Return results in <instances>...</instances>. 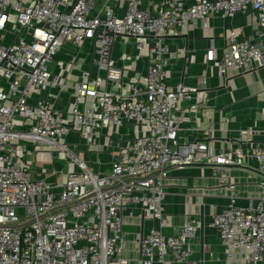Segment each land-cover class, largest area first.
Masks as SVG:
<instances>
[{
	"label": "built area",
	"instance_id": "1",
	"mask_svg": "<svg viewBox=\"0 0 264 264\" xmlns=\"http://www.w3.org/2000/svg\"><path fill=\"white\" fill-rule=\"evenodd\" d=\"M120 1L121 17L113 0H76L71 10L68 0H0V264H131L122 257V229L124 215L136 208L155 223L139 239L137 264H169L168 253L176 263L198 264L187 244L200 227L196 220L186 222L176 236L163 235L169 225L163 209L167 169L191 164L214 165L213 175L230 192L228 206L209 225L217 231L226 261L240 249L245 251L242 264L264 263V180L259 203L243 208L236 205L226 176L229 167L249 158L264 177V142L250 152L230 147L213 153L202 141L174 149L181 132L177 106L194 90L167 83L166 43L189 23L252 13L258 44L230 27L225 50L216 57L209 49L206 59L217 63L222 77L228 70L255 71L264 66V0ZM118 38L133 41L131 60L142 58L143 51L148 59L146 74L130 79L126 92L122 82L129 55L112 58ZM86 43L96 72L80 70L78 81L68 87V79L53 74L50 66L60 50L72 47L69 73ZM68 89L72 97L64 115L56 103ZM35 92L39 96L32 101ZM196 108L197 103L189 107ZM125 125L145 132L112 157L107 173H95L78 146L66 141L74 132L90 147L98 132L117 133ZM38 149L48 151L51 174L65 175L62 182L36 178L47 171L25 163L27 154ZM56 157L75 170L57 172Z\"/></svg>",
	"mask_w": 264,
	"mask_h": 264
},
{
	"label": "crops",
	"instance_id": "2",
	"mask_svg": "<svg viewBox=\"0 0 264 264\" xmlns=\"http://www.w3.org/2000/svg\"><path fill=\"white\" fill-rule=\"evenodd\" d=\"M113 1L115 13L121 17L124 4L120 0ZM75 2L76 0H68L67 9L71 10ZM252 16V13L238 14L229 19L213 16L207 24L200 21L189 23L178 37L166 38L170 63L167 83H181L194 90L190 100L181 101L177 106L175 117L181 122V132L178 144L173 145L174 149L177 145L185 146L202 141L213 153L226 151L230 147H241L244 152H250L253 147L264 142V66L252 72L228 70L226 76L222 77L217 63L208 62L206 59L209 49H213L216 57L225 50L227 30L230 27L239 33L241 39L258 44L255 35L256 23ZM12 39L11 36L10 40ZM132 44L131 39L118 38L112 52L114 61H118L123 55H129L130 66L123 74L124 92L127 91L130 79L147 72L146 51H143L142 58L136 60L133 57L131 60ZM262 45L260 51L263 53L264 44ZM88 48L86 43L80 54L81 60L73 65L69 73L67 69L71 59L68 53H73L72 47L60 50L50 66L53 74L68 79V87L78 81L80 70L90 69L96 72V68L91 66V56L86 55ZM56 94L55 91L52 92V95ZM38 96L39 93L35 92L31 100H36ZM71 97L69 89L57 97L56 108L64 115L70 108ZM193 103H197L195 111L189 109ZM143 132L144 127L125 125L117 133L112 130L98 132L90 147L80 142L78 133L72 132L66 141L78 146L77 153L91 164L95 173H107L112 157ZM98 146L101 151H97ZM24 161L32 163L38 172L40 169L47 171L44 176L36 178L58 183L65 179V175L60 172L75 170L73 165H67L61 158L56 157L54 168L60 174L52 175L53 162L45 149L28 153ZM256 168V162L245 158L242 166H233L226 170L228 181L234 186L235 203L239 207L256 206L259 203L264 177ZM164 192L163 209L169 218V225L163 230L165 237L176 236L186 222L194 219L203 226L187 242L192 251L191 260L198 264H242L245 251L234 250L232 258L226 261L217 231L209 226L211 218L226 209L230 196V192L220 186L218 177L213 175L211 166L168 168ZM154 225V222L143 217L139 208L134 209L131 216L124 215V259L131 264L138 263L141 258L139 239L147 237ZM165 260L169 264H179L170 253L165 256Z\"/></svg>",
	"mask_w": 264,
	"mask_h": 264
},
{
	"label": "water",
	"instance_id": "3",
	"mask_svg": "<svg viewBox=\"0 0 264 264\" xmlns=\"http://www.w3.org/2000/svg\"><path fill=\"white\" fill-rule=\"evenodd\" d=\"M186 166H201V167H202V166H211V167H212V166H214V165L191 164V165H186ZM202 226H203V225H202V224H200V229H202Z\"/></svg>",
	"mask_w": 264,
	"mask_h": 264
}]
</instances>
